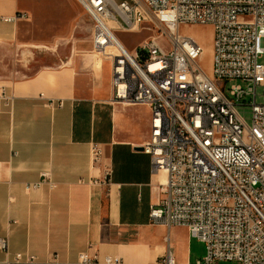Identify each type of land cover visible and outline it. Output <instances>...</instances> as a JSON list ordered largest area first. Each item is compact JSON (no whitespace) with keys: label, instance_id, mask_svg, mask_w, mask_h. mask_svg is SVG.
<instances>
[{"label":"built area","instance_id":"built-area-1","mask_svg":"<svg viewBox=\"0 0 264 264\" xmlns=\"http://www.w3.org/2000/svg\"><path fill=\"white\" fill-rule=\"evenodd\" d=\"M76 1L92 20L94 49L110 63L109 101L150 109L142 149L162 195L150 221L186 227L203 242L196 264H264V103L256 102L264 87V0ZM28 18L20 11L3 20ZM185 24L212 26L211 74L200 65L201 43L180 32ZM143 28L151 33L129 50L118 33ZM246 96H253L251 123L239 111ZM93 155H101L97 145ZM0 248L7 251L3 238ZM99 262L95 253L79 255L80 264ZM151 264L178 263L168 250Z\"/></svg>","mask_w":264,"mask_h":264},{"label":"crops","instance_id":"crops-1","mask_svg":"<svg viewBox=\"0 0 264 264\" xmlns=\"http://www.w3.org/2000/svg\"><path fill=\"white\" fill-rule=\"evenodd\" d=\"M20 11L24 0H0V264H31L29 256L33 264H80L82 252L97 254V264L106 256L151 264L168 250L178 264H196L205 250L186 227L149 218L162 196L142 149L150 109L109 101L105 57L93 83L69 64L14 68L29 50L18 40L22 21L3 18Z\"/></svg>","mask_w":264,"mask_h":264},{"label":"rangeland","instance_id":"rangeland-1","mask_svg":"<svg viewBox=\"0 0 264 264\" xmlns=\"http://www.w3.org/2000/svg\"><path fill=\"white\" fill-rule=\"evenodd\" d=\"M24 5L29 18L21 22L18 40L23 50H29V54L24 55V60L17 55V60L13 62L14 68L19 67L29 74L37 68H57L69 64L84 75L87 83L100 81V73L95 68L94 61L104 57L92 45V20L77 1L24 0ZM180 32L192 35L201 43L204 52L200 58V65L206 73L211 74L212 26L185 24L180 27ZM150 33L149 29L143 28L138 33H118V35L129 50H134V47ZM261 45L264 46V39L261 40ZM163 47L169 48L167 43H164ZM27 60L29 63L25 65ZM259 62L264 64V54L259 58ZM103 74L105 77L110 75L108 59L105 61ZM14 77L20 78L22 74L16 73ZM230 85L231 82L227 84V89ZM256 93V102L264 103V87H258ZM252 100L253 96H246L244 98L246 106L239 109L247 123H251V107L248 104ZM193 245L198 251L205 250L204 243L196 238ZM229 264H237V262L231 261Z\"/></svg>","mask_w":264,"mask_h":264},{"label":"bare ground","instance_id":"bare-ground-1","mask_svg":"<svg viewBox=\"0 0 264 264\" xmlns=\"http://www.w3.org/2000/svg\"><path fill=\"white\" fill-rule=\"evenodd\" d=\"M186 27H187V26H186ZM194 38H195V37H194ZM97 63H98V58L94 61V66H96ZM165 176H166V172H165V171H162V173H161V177H162V179H165Z\"/></svg>","mask_w":264,"mask_h":264}]
</instances>
